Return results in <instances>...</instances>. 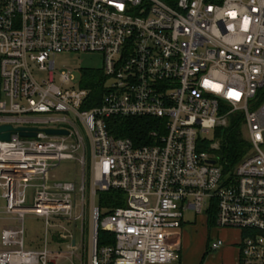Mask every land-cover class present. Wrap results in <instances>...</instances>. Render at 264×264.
Masks as SVG:
<instances>
[{"label":"built area","instance_id":"built-area-1","mask_svg":"<svg viewBox=\"0 0 264 264\" xmlns=\"http://www.w3.org/2000/svg\"><path fill=\"white\" fill-rule=\"evenodd\" d=\"M87 52L104 63V93L90 109V91L72 71L57 80L55 63ZM140 117L158 120L141 145L109 131L110 118ZM232 118L251 149L226 171L214 155L220 142L205 135ZM6 125L38 132L0 142V264L78 253H88L80 264H175L188 210L214 211L216 228L242 233L240 264H264V0H0ZM67 161L74 180H57ZM113 189L126 205L110 212L97 198ZM26 215L45 221L39 249L27 248ZM99 231L114 245L99 246Z\"/></svg>","mask_w":264,"mask_h":264},{"label":"trees","instance_id":"trees-1","mask_svg":"<svg viewBox=\"0 0 264 264\" xmlns=\"http://www.w3.org/2000/svg\"><path fill=\"white\" fill-rule=\"evenodd\" d=\"M103 74L98 71H85L83 73L82 87L90 91V96L94 98L93 103L86 104L85 109L95 107L101 101L104 93L102 88ZM158 120L149 117L140 118H110L108 128L115 138H130L138 145L141 140H147L148 134L155 128ZM230 125L225 128L217 129L216 133L220 140V147L214 152L219 164L224 170L230 171L241 160H243L250 151V142L245 136L243 125L240 120L231 119ZM145 143H147L145 141ZM99 205L106 211H112L117 207H124L125 193L113 189L107 193H101ZM216 215L213 211L208 219L209 227L215 225ZM99 246H113L115 236L112 233L99 231Z\"/></svg>","mask_w":264,"mask_h":264},{"label":"rangeland","instance_id":"rangeland-1","mask_svg":"<svg viewBox=\"0 0 264 264\" xmlns=\"http://www.w3.org/2000/svg\"><path fill=\"white\" fill-rule=\"evenodd\" d=\"M56 63V79L58 80L59 74L64 71H72L76 77V87L80 88L82 87V80H83V73L85 71H98L103 74V55L101 53H64L62 55H59L55 59ZM38 80L41 82L44 79L48 77V74H36ZM206 138L214 143L220 142L217 133L211 132L208 135H205ZM75 168L74 164L71 161L65 162L59 169L55 170L53 174H55L57 180L60 181H67V180H74L76 174H75ZM31 196H32V190H29V202H31ZM99 199L100 194L97 198V203L99 205ZM206 210H204V213ZM185 221L186 223H192L190 225H193L197 223V221L200 220V218H203V216H197L195 215L194 211L188 210L185 213ZM25 225H26V245L27 248H33V249H39L42 245V241H44V238L46 236V226L45 221L35 217L34 215H26L25 217ZM198 224V223H197ZM1 225H3V222H1ZM189 225V224H188ZM80 226V224H79ZM187 226V225H185ZM65 228H69V230L74 231V226L64 223ZM88 227V225H87ZM55 229H50L49 234L50 238L52 239L55 235ZM57 234V233H56ZM76 238H77V245H80L82 242V234L80 230L75 231ZM197 235L196 237H201V232L198 230L194 233ZM189 240V238H188ZM64 243L60 245H55L52 247L54 250H66L64 249ZM81 257L87 258L86 254L84 256H81V253H78L76 256H72L69 259H62L57 264H80L81 263Z\"/></svg>","mask_w":264,"mask_h":264},{"label":"crops","instance_id":"crops-1","mask_svg":"<svg viewBox=\"0 0 264 264\" xmlns=\"http://www.w3.org/2000/svg\"><path fill=\"white\" fill-rule=\"evenodd\" d=\"M202 216L196 225L184 221L177 236L180 248L175 264H240L239 242L242 233L238 230L218 229L215 225L209 227L208 215ZM198 230L201 232L200 238L196 237L198 234H194ZM219 238L224 241L225 246L217 252H211L210 242ZM84 254L88 257V253Z\"/></svg>","mask_w":264,"mask_h":264},{"label":"water","instance_id":"water-1","mask_svg":"<svg viewBox=\"0 0 264 264\" xmlns=\"http://www.w3.org/2000/svg\"><path fill=\"white\" fill-rule=\"evenodd\" d=\"M37 129H28L21 127L20 129H14L11 125L0 126V142H6L11 139L13 134H20V136L25 138H36L37 136ZM48 135H64L68 134V131L62 130H48L46 131Z\"/></svg>","mask_w":264,"mask_h":264}]
</instances>
